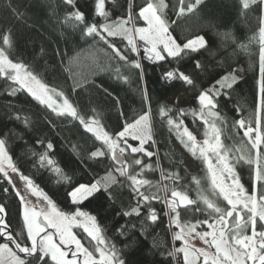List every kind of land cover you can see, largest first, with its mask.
Returning a JSON list of instances; mask_svg holds the SVG:
<instances>
[{
	"label": "snow or ice",
	"instance_id": "snow-or-ice-1",
	"mask_svg": "<svg viewBox=\"0 0 264 264\" xmlns=\"http://www.w3.org/2000/svg\"><path fill=\"white\" fill-rule=\"evenodd\" d=\"M202 2L178 0L175 15L185 17L195 14ZM107 3L108 0H94L89 17L79 9L76 0H64L70 11L63 23L70 25L73 32L78 31L80 40L91 42L94 52L100 51L95 46L102 43L109 60L120 63L121 67L138 70L141 79L142 59L153 63L182 61L184 56L210 47L203 35L178 42L165 14L169 8L165 0H145L142 6L136 5L134 0H127L124 15L115 21L111 19ZM111 3L116 5L117 0H111ZM238 3L242 17L257 14L256 30L249 38V44L255 41L259 45L258 95L253 115L250 119H236L232 125L243 130L244 147H229L221 139L223 126L228 123L227 117L222 114L221 98L230 97L240 79L234 68L220 74L210 87L198 92L195 97L197 108L188 111L178 108L174 112L170 107L161 106L157 111L160 121L175 134L180 144L205 165L204 176H193L191 179L196 186V197L193 199L189 195V185L183 183L185 177L179 170H164L159 160L153 165L145 163L142 158L151 159L157 155L145 147L146 144L156 143L147 90L142 89L146 105L142 113L131 121L125 118L123 125L117 129L107 130L98 106H92L89 101L81 109L71 99L72 93L78 96L95 88L112 98V106L121 117L125 116L120 108V98L93 78L99 67L96 56H91L90 62L86 63L79 54L70 56L57 49L55 55L60 57L59 64L68 74L64 83L72 81L70 92L66 93L64 84L60 82H48L38 64L30 65L14 58L17 46L14 28L17 24L26 23V14L21 0H7L0 16V80L5 84L4 93L9 97L26 93L38 108L49 114L45 119L50 125L55 126L50 116L70 118L76 122L75 126L94 138L87 159L97 163L108 160L110 163L100 180L72 186L68 196L75 208L66 212L57 207L32 177L21 172L8 147L11 134L0 135V179L14 189L22 217L20 230L11 228L7 220V204L0 203V264H126L115 244L109 243L104 235L97 216L80 207L98 193L113 199L112 188L116 185L126 186L135 201L129 211L122 213L124 216L139 218L146 210V221L156 223L160 215L152 206V201L164 204V215L168 218L172 239L180 242L179 247L173 246L167 252L176 264H264V0H238ZM137 20L143 21L145 26H137ZM175 23L172 21V24ZM117 38L123 47L118 46ZM239 46L248 47L247 44ZM44 51L41 48L40 54L43 55ZM121 67L115 68V77L127 83L129 76L121 72ZM194 67L206 70L198 59ZM161 79L168 82L179 80L195 87L194 77L178 67L165 69ZM237 109L243 111L240 105L234 107V110ZM188 116L193 118V124H197L195 129L187 126L185 118ZM13 118L25 127H31V120L27 116L21 117L19 111ZM201 129L203 140H198ZM46 139L36 141L44 151L32 152L33 166L50 171L58 183L71 184L72 177L52 158L54 144L50 140L45 142ZM130 140L138 142V145L133 146ZM245 165L250 176V189L245 187L241 172L237 170L239 166L242 171ZM157 169L160 170L161 181L154 183L144 178L146 171ZM13 174L23 182V190L15 183ZM202 181L206 182V187ZM164 182H170L171 186ZM142 188H155L156 192L148 193ZM0 190L5 194L9 192L8 187ZM30 197H36V201ZM181 208L191 212L193 219L182 221ZM204 226L207 230H199ZM131 227L135 228V225ZM74 229H80L81 233L78 235ZM117 231L121 236L128 235L127 226L121 225ZM196 239L207 248L196 247L192 243Z\"/></svg>",
	"mask_w": 264,
	"mask_h": 264
},
{
	"label": "trees",
	"instance_id": "trees-1",
	"mask_svg": "<svg viewBox=\"0 0 264 264\" xmlns=\"http://www.w3.org/2000/svg\"><path fill=\"white\" fill-rule=\"evenodd\" d=\"M136 5H144L145 0H134ZM169 8L165 14L169 23L174 29L173 35L178 42H185L187 38L204 34L209 41L210 47L201 50L199 53H191L184 56L182 61L157 62L153 63L142 59L143 73L142 79L138 70L121 67L120 63L109 60L103 51L102 43L96 44L100 49L98 53L93 51L91 42L79 39V32H73L70 25L63 23L65 15L70 8L64 4V0H21L23 10L26 14V23L17 24L14 28L17 46L14 50V58L22 60L30 65L38 64L45 79L50 82H60L64 84L66 93L70 92L68 80L65 84L67 73L61 68L60 57L55 55L57 49L70 56L79 54L83 62H90V57L95 55L99 67L95 71L94 79L97 84H103L111 92H114L121 100L120 108L125 116L121 117L119 111L114 108L113 100L98 92L95 88L88 92H81L80 95L71 94V99L77 103L81 109L91 101L92 106H98L102 116V123L107 126V130L112 131L121 127L125 118L131 121L138 114L142 113L146 105L143 102L142 89H146L150 96L152 108V133L156 141L155 145L147 144V149L157 153L151 159L142 157L145 163L155 165L159 160L160 166L164 170H179L185 177L183 183L189 185V195L196 197V186L191 183L193 176L203 177L205 165L200 159L191 157L196 165V171L191 172L184 166V158L176 149L175 143L178 141L174 133L170 132L167 125L160 121L157 114L159 107L167 106L174 110L184 108L186 111L197 108L196 95L202 88L210 87L220 74L230 71L238 62H242L244 67L243 75L234 85V91L230 97L221 98L222 114L227 117L228 123L223 126L221 139L229 147H244L243 130L234 128L233 121L239 118H251L254 112V101L257 98V82L259 80V45L253 41L249 44V38L256 30V13L249 14L247 18L240 15L238 0H203L195 14H188L185 17H177L175 10L178 8V0H165ZM187 2V0H186ZM7 0H0V16L3 15V6ZM76 4L86 16H91L94 0H76ZM127 0H117L113 5L108 0L107 7L112 13L111 19L117 20L124 15ZM138 10V9H137ZM172 21H176L172 24ZM137 26L144 22L137 20ZM179 25V26H177ZM118 46L123 47L117 38ZM215 44L219 45L220 52L215 53ZM247 44L248 47L241 48L239 45ZM43 48L44 54H40ZM133 54H130V56ZM139 59V57H136ZM200 60L204 65V71L194 67L195 60ZM121 67V72L129 76L127 83L116 79L115 68ZM179 68L186 74H190L195 79V87L188 86L182 81L171 82L161 79L165 69ZM185 89L187 104L175 106L167 103L169 95L179 88ZM5 84L0 80V135H9L8 147L21 172L32 177L37 184L50 196L57 207L63 211H72L75 206L71 204L68 192L72 186L78 183H88L100 180L105 176L106 166L110 161L103 163L89 161L87 153L94 143L91 134L83 131L70 118H56L50 116L55 126L47 123L43 109L38 108L34 101L26 93L20 92L16 97H9L4 93ZM12 107H9V105ZM236 105H240L243 111L234 110ZM16 111L21 117L27 116L31 120V127H25L21 121L13 117ZM83 114V113H82ZM192 117L185 118V122L190 129H195L197 124L192 123ZM199 123V122H197ZM201 134L197 135L198 140H203ZM50 140L55 150L51 153L57 164L72 177L71 184L67 182L58 183L50 171L34 167L33 151H44L36 144L38 139ZM136 144V141H129ZM97 146L99 142H95ZM77 146L75 149L73 146ZM157 145H159L158 148ZM246 150V149H245ZM140 157L141 154H136ZM176 165V167H173ZM138 171V168L136 169ZM242 182L246 188H251L250 176L247 166L241 168ZM144 178L152 180L154 183L161 181L160 170L146 171ZM121 180L123 178H120ZM169 183L170 182H164ZM202 184L206 187L205 181ZM8 187L9 192L5 194L0 190V203H6L8 207L7 220L10 227L19 231L22 224L21 207L19 198L15 196L14 189L0 179V189ZM148 193L156 192L155 188H142ZM113 199L109 200L105 194L98 193L96 197L85 201L80 207L97 216L98 223L103 229L104 235L109 243L115 244L116 249L122 254L126 264H176L167 256L173 246L179 247L180 242L173 241L172 230L169 229L168 218L164 215L165 206L161 201H152V206L156 208L160 219L156 223L146 221V210L142 211L141 217H129L122 215L135 205L131 199L130 190L119 185L113 186ZM163 196V193H159ZM223 206V205H222ZM181 211V220H192L191 212ZM202 218V217H201ZM121 225L127 226L128 235L121 236L117 229ZM131 225H135L132 228ZM174 230V229H173ZM199 230H207L206 226ZM79 235L80 229H74ZM2 242V241H0Z\"/></svg>",
	"mask_w": 264,
	"mask_h": 264
},
{
	"label": "rangeland",
	"instance_id": "rangeland-1",
	"mask_svg": "<svg viewBox=\"0 0 264 264\" xmlns=\"http://www.w3.org/2000/svg\"><path fill=\"white\" fill-rule=\"evenodd\" d=\"M145 26L140 25L139 27H143ZM203 36H205V38L207 39L206 35L201 34ZM220 46L215 44V53L220 52L219 51ZM234 69L237 70V74L239 75V77H241L243 75L244 72V67L242 62H238L235 66ZM167 103L170 105H177V106H184L187 104V99H186V94H185V89L184 88H179L176 92L172 93L171 95H169L166 99ZM138 142H136V144H133V146H137ZM145 147H147V144L145 145ZM159 145H157L156 148H158ZM175 147L176 149L182 154L183 158H184V166L186 167V169L188 171L194 172L196 171V165L193 162V159L191 157V153L184 148V146L182 144H180L179 140L175 143ZM148 150V149H147ZM14 176V181L16 184H18L21 188V190H23V182L19 180V177L16 176L15 174H13ZM30 199H32L34 202L36 201V197H30ZM258 229H259V225H258ZM193 244L196 245V247H204L207 248V245H205L202 241L196 239L192 241Z\"/></svg>",
	"mask_w": 264,
	"mask_h": 264
}]
</instances>
